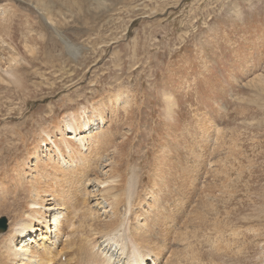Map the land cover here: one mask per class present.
Instances as JSON below:
<instances>
[{
	"label": "rangeland",
	"instance_id": "374dc122",
	"mask_svg": "<svg viewBox=\"0 0 264 264\" xmlns=\"http://www.w3.org/2000/svg\"><path fill=\"white\" fill-rule=\"evenodd\" d=\"M0 181V264L50 206L61 264H264V0H0Z\"/></svg>",
	"mask_w": 264,
	"mask_h": 264
},
{
	"label": "bare ground",
	"instance_id": "6f19581e",
	"mask_svg": "<svg viewBox=\"0 0 264 264\" xmlns=\"http://www.w3.org/2000/svg\"><path fill=\"white\" fill-rule=\"evenodd\" d=\"M65 125V124H64ZM77 125V124H76ZM71 125H69V123L66 125V131L67 129H71ZM72 134H73V140L76 139L78 141V144L84 148L85 144H86V140H88L86 134L85 135H80L76 133V129L73 127L72 129ZM65 131V130H64ZM70 132V131H69ZM67 132V133H69ZM71 133V132H70ZM48 134V133H47ZM70 134V135H72ZM49 135V134H48ZM67 135V134H66ZM77 137V138H76ZM51 142L54 146V148L59 152H61L58 144H56V142H54L52 139H50ZM72 140V141H73ZM66 150L68 152H73V154H71L72 156L75 155V151L73 149H71V147L68 145L67 142H65V146ZM77 151V150H76ZM75 152V153H74ZM60 159V158H59ZM85 159V158H84ZM66 164V163H65ZM73 165V164H72ZM83 165V164H82ZM44 167V166H43ZM76 171V170H75ZM1 182V181H0ZM39 190V189H38ZM37 190V193L39 195V191ZM48 193H51L48 191ZM52 198H49L48 201H51ZM6 201V200H5ZM53 204V203H48ZM31 205H35V203L33 202ZM38 206V205H37ZM2 208V207H1ZM37 208V207H36ZM41 208V207H40ZM45 208V207H42ZM49 208V207H46ZM38 209V208H37ZM49 210H53V214H52V219L50 221H46V220L41 217L40 219L43 220L42 222H37L38 224L43 225L44 223H46L43 226H35V224H31V225H23V223H17L16 227H12L13 229H9L8 231V236H10V244L13 242V240L18 239V243L15 245L13 244L12 246L10 245V250L11 253L17 254L16 256H18V254L20 255V263L19 264H24V260L27 261V264H31V261L33 259V257H38V263L39 264H61L58 263V247L60 244V241L62 239V237L64 236L66 239V234L67 232H64L63 235H59L62 230H63V226L61 227V225L63 224L60 220H63L62 218L59 220V216L62 215L63 217H65L67 211L65 210V208H55L54 206H50ZM37 212V211H36ZM39 212V211H38ZM73 212V211H72ZM116 213V212H115ZM40 214V213H39ZM76 214V213H75ZM38 215V214H37ZM36 215V216H37ZM46 216V215H45ZM74 216V215H73ZM72 216V217H73ZM33 217V214H32ZM66 218V217H65ZM111 219V218H110ZM39 221V220H38ZM70 221V220H69ZM91 221L93 222L94 220L91 219ZM48 222H50V225L53 226V228L51 229ZM84 222V221H83ZM89 223V224H92ZM88 224V225H89ZM110 224L107 223V225ZM122 224V223H121ZM121 224H119V226L117 228H113L112 230H119V227H121ZM69 227L74 226L71 223L68 222ZM87 226V225H86ZM90 226V225H89ZM88 226V227H89ZM92 226V225H91ZM9 228V226H8ZM44 228V231H41V229ZM66 229V226L65 228ZM8 230V229H7ZM78 231V230H77ZM81 231V230H79ZM7 232V231H6ZM5 232V233H6ZM37 232V233H35ZM43 232H45V234H50V236L47 239L48 244L43 246L41 249H37L35 247H37V245L35 244V239L32 238L35 237L37 240L42 239L44 237ZM53 232V235L51 234ZM70 232V231H69ZM73 233L76 232V228H73ZM84 232V231H83ZM5 233H0V236L2 234ZM81 234V233H80ZM99 234V233H98ZM41 235H43L41 237ZM4 236V235H3ZM88 236V235H87ZM141 236V235H140ZM27 239V241H26ZM110 239V238H109ZM109 239H106L103 241H100V244H91V250L94 251L95 250V246H98V250L97 252H92L95 258H98V260H94L95 262H90L89 264H143V257L141 254L145 253L147 250L146 248L143 247H138L136 241L134 244L133 240H128V238L126 240H128L125 244H123L122 246L120 244L116 245V247L114 248V250L112 251V242H110ZM113 239V238H112ZM124 239V238H123ZM77 239L74 238V241H76ZM87 241V240H86ZM9 242V241H8ZM15 242V241H14ZM82 242V239L81 241ZM80 242H78L76 244V242L73 244V240H71V242H69V245H73L75 246V248L80 247L81 245L79 244ZM31 243H32V247H31ZM34 243V244H33ZM71 243V244H70ZM9 244V243H7ZM117 244V243H115ZM85 245V244H84ZM9 246V245H8ZM72 247V246H71ZM78 250L83 252V248L81 247V249L77 248V250L74 249L73 253L74 255H76L78 253ZM109 250H111L112 252H110ZM115 251V252H114ZM10 253V254H11ZM61 253V252H60ZM60 253H59V257H60ZM80 253V252H79ZM38 254H40L39 256H37ZM81 254V253H80ZM15 256V257H16ZM144 256V255H143ZM68 261L71 260L70 258H67ZM76 260L78 262V264H83L82 260L83 258H81V260L79 259V256L76 257ZM93 261V260H92ZM154 262V260H153ZM155 263V262H154Z\"/></svg>",
	"mask_w": 264,
	"mask_h": 264
},
{
	"label": "water",
	"instance_id": "95a60500",
	"mask_svg": "<svg viewBox=\"0 0 264 264\" xmlns=\"http://www.w3.org/2000/svg\"><path fill=\"white\" fill-rule=\"evenodd\" d=\"M6 228H7L6 218L4 216L0 217V233L5 232Z\"/></svg>",
	"mask_w": 264,
	"mask_h": 264
}]
</instances>
